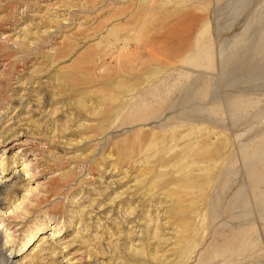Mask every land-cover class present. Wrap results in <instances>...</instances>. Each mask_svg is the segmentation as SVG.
Wrapping results in <instances>:
<instances>
[{
	"label": "rangeland",
	"instance_id": "374dc122",
	"mask_svg": "<svg viewBox=\"0 0 264 264\" xmlns=\"http://www.w3.org/2000/svg\"><path fill=\"white\" fill-rule=\"evenodd\" d=\"M0 264H264V0H0Z\"/></svg>",
	"mask_w": 264,
	"mask_h": 264
},
{
	"label": "bare ground",
	"instance_id": "6f19581e",
	"mask_svg": "<svg viewBox=\"0 0 264 264\" xmlns=\"http://www.w3.org/2000/svg\"><path fill=\"white\" fill-rule=\"evenodd\" d=\"M34 236H35V235H33V236H32V237L26 242L28 245H30V244L32 243V241H33V239H34ZM27 244H26V245H27ZM22 250H23V249H22ZM22 250H21L20 252H23V251H24V250H23V251H22Z\"/></svg>",
	"mask_w": 264,
	"mask_h": 264
}]
</instances>
